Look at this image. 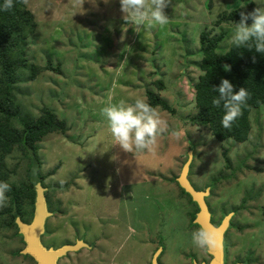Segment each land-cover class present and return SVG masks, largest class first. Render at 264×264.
<instances>
[{
  "label": "rangeland",
  "instance_id": "374dc122",
  "mask_svg": "<svg viewBox=\"0 0 264 264\" xmlns=\"http://www.w3.org/2000/svg\"><path fill=\"white\" fill-rule=\"evenodd\" d=\"M238 5L239 0H171L165 9L168 23L148 27L147 22L125 21L120 0H26L37 22L27 52L39 71L34 77L22 74L16 84L19 116L13 125L20 128L24 118H38L48 107L67 128L39 143L49 208L62 207L50 220L51 236L45 243L60 247L74 240L76 228L88 234L91 229L87 240L93 241L97 219L115 214L131 227V222L137 227L142 221V243L135 247L134 238L130 241L137 264H150L157 246L164 249L162 264H189L190 252L198 260H210L191 239L199 229L191 227L197 207L174 181L193 146L189 180L196 189L213 187L207 201L216 222L225 211L237 212L230 264L237 256L249 264H264V106L252 112V133L243 144L218 142L189 121L201 74L196 66L201 34L226 31L230 37L220 51L225 53L233 43V23L240 20L221 26L214 22ZM160 80L161 90L156 85ZM148 89L174 112L157 107L165 131L153 151L127 152L113 139L102 109L121 100L148 102ZM225 152L232 163L229 169ZM5 164L9 182L26 179L27 160L20 150L14 149ZM9 204L7 197L0 208L6 210ZM23 207L30 222L33 209L29 202ZM8 221V214L0 218V264H36L18 253L25 243L15 227L6 226ZM253 249L258 256L254 261L248 256ZM71 256L73 264H90L96 258L86 250Z\"/></svg>",
  "mask_w": 264,
  "mask_h": 264
},
{
  "label": "trees",
  "instance_id": "16d2710c",
  "mask_svg": "<svg viewBox=\"0 0 264 264\" xmlns=\"http://www.w3.org/2000/svg\"><path fill=\"white\" fill-rule=\"evenodd\" d=\"M2 3L3 0H0V4ZM255 7L253 0H239L236 8L218 16L214 24L221 26L224 23L239 21L241 12L247 9L252 11ZM36 25V18L26 6V0H14V7L11 10H0V181H6L11 185V190L7 193L10 199L9 208L6 210L0 208V218L8 214L10 221L6 226L15 227L21 237L16 219L29 222L25 220L23 205L29 202L33 215L36 198L35 182L45 186V177L41 172L42 162L38 155L39 143L49 134L67 131L65 122L59 120L56 113L48 107L43 108L38 118L29 116L24 118L20 122V128L13 125V121L19 116L14 93L16 84L22 74L28 73L34 77L39 71L36 66L31 65L32 59L27 52L30 44L28 37L34 32ZM229 37L230 35L224 30L221 34L211 35L209 31H203L201 34V60L196 63L201 74L194 86L195 112L190 115L189 121L194 126L207 129L218 142L232 141L235 144H243L250 139L252 133V112L264 106V54L256 52L254 48H236L233 43H230L225 53H221L222 44L227 42ZM225 66L230 70H225ZM222 78L229 79L236 91L244 87L250 93L246 104L242 105V114L233 122L231 129L222 126L223 105L213 104V100L219 96L215 87L220 85ZM156 83L161 90L164 82L160 80ZM147 97V103L152 106L174 112L158 93L148 89ZM14 149L20 150L27 160L26 179L16 184L9 182L10 170L5 166V158ZM193 149L192 146L191 150L194 152ZM227 153H224V158L226 168L229 169L232 163ZM174 181L181 192L197 207L196 213L192 215L191 224L200 228L194 223L199 211L197 204L179 186L177 178ZM210 189L213 192V187ZM226 213L228 212L225 211Z\"/></svg>",
  "mask_w": 264,
  "mask_h": 264
},
{
  "label": "clouds",
  "instance_id": "9594fccd",
  "mask_svg": "<svg viewBox=\"0 0 264 264\" xmlns=\"http://www.w3.org/2000/svg\"><path fill=\"white\" fill-rule=\"evenodd\" d=\"M104 2L108 3L109 0ZM253 2L257 7L251 12H241L240 21L233 23L232 42L236 48H254L256 52L264 54V0ZM170 3L171 0H120L125 21L142 26L147 22L148 27L168 23L169 17L165 9ZM13 7L14 0H3L0 4V10H11ZM249 20L251 24L248 23ZM225 70L230 69L225 66ZM215 90L219 96L213 100V104H222L224 109L222 126L231 129L233 122L242 114V105L246 104L250 93L244 87L236 91L227 78H222ZM102 114L113 139L127 152L134 149L153 151L157 137L165 131L164 121L157 108L142 98H136L134 102L121 100L117 104H109L102 109ZM10 190L11 185L8 182L0 181V207L6 206L7 193ZM191 239L193 245L201 249L217 247L221 243L214 233L203 227L194 230Z\"/></svg>",
  "mask_w": 264,
  "mask_h": 264
},
{
  "label": "water",
  "instance_id": "95a60500",
  "mask_svg": "<svg viewBox=\"0 0 264 264\" xmlns=\"http://www.w3.org/2000/svg\"><path fill=\"white\" fill-rule=\"evenodd\" d=\"M194 155L190 151L188 160L184 164L180 175L177 177L179 186L191 196L192 200L197 204L199 211L196 214L194 223L198 226L208 229L214 233L221 241L217 247L208 248V254L212 257L209 264H225L226 263V243L225 232L231 226V218L233 212L226 215L219 226H216L211 219V213L207 205L206 199L210 196V188L205 190L196 189L189 180L190 168ZM36 198L34 204V213L31 222L27 223L20 218L16 219L19 233L23 237L25 248L22 253L32 257L36 264H58L59 259L66 256L68 253L77 252L87 244L83 241H78L75 245L66 244L61 247L53 248L46 247L42 242V237L47 234L45 225L47 219L52 215L48 210L46 199L47 188L42 186L40 182H35ZM162 252V247L155 253L152 264H159L158 257ZM205 264V263H202ZM241 264V263H237Z\"/></svg>",
  "mask_w": 264,
  "mask_h": 264
},
{
  "label": "flooded vegetation",
  "instance_id": "af4514ba",
  "mask_svg": "<svg viewBox=\"0 0 264 264\" xmlns=\"http://www.w3.org/2000/svg\"><path fill=\"white\" fill-rule=\"evenodd\" d=\"M210 192H211V190H210ZM48 193H49V190L46 192V199H47V204H48V210L51 212L52 215L47 219V222L45 225V229L47 231V234L42 237V242L48 248H50V247L57 248V247L53 246L52 244L45 243V241H44V238H49L51 236L50 220L52 218H56L59 215V213H62V207H59L56 211L50 210L49 201H48V197H47ZM207 199H206V202H207V205L209 207L210 213L212 215L211 216L212 222L216 226H219L222 223L224 217L226 215L230 214L231 212L226 213L223 216L221 222L217 223L215 218H214L212 208H210ZM233 213H234V215L232 216L231 221H230L231 226L225 232V243H226V254H227L225 264H230V259H231V250H232V245H233L232 237H231V230L234 228V220L236 218L237 212L234 211ZM112 217L111 216L105 217L104 219H102L103 221H99L97 219V224H98V222H100V224H98L99 230H98L97 234L94 237H92L93 241L87 240V236L92 231L91 229L89 230V234H88V231H85V230L81 231V230L76 228V230L73 231L74 240L66 241V243L63 245H66V244L75 245L78 241H83L84 243L87 244V247H83L77 252L68 253L66 256L59 259L58 264H68V263L73 264V263H71L73 261V259H71L72 258L71 255H78L83 250H86L90 254L91 257L93 255H96V258L93 259L90 264H137L136 262L138 259V255L136 254L135 257H133V252H132L133 244L130 241H131V239L134 238L135 247L137 246V244L140 245L139 244L140 240L142 243V238H143V233H141L142 232V221L139 222L140 225L138 224L137 227H133V223L131 222V225H132V227H131L129 225L130 224L129 221L128 222H126L125 220L123 221L122 217L116 218L115 214ZM99 219H101V218H99ZM104 221H106V222L102 223ZM27 223H29V222H27ZM83 234H85V235H83ZM22 239H23V237H22ZM159 248H161V247L157 246V248L155 249L150 264H152L154 255L158 251ZM22 251H23V249L20 250V252L22 255H24L22 253ZM204 253L208 254L207 249L204 250ZM163 254H164V249L162 247V252L160 253V255L158 257V263L159 264H162V263H160V258H161V256H163ZM24 256H26V255H24ZM188 256H189L188 258L190 259L189 264H202V263L209 264V262L212 258L209 255L210 260H206V259L198 260L197 253H195V252L188 253ZM248 256L253 261H254V259L258 258V256L254 255V249L250 251V254ZM64 259H67V261L65 260V262H63ZM69 259H71V260H69ZM135 259H136V261H134ZM237 263L249 264V261L245 260V258L240 259L239 256H237V258H234L233 264H237ZM76 264H78V263H76Z\"/></svg>",
  "mask_w": 264,
  "mask_h": 264
}]
</instances>
